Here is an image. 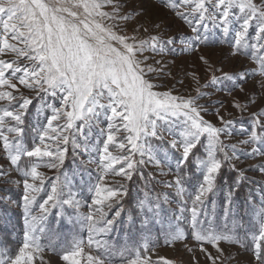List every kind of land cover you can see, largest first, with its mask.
<instances>
[{
	"label": "snow or ice",
	"instance_id": "1",
	"mask_svg": "<svg viewBox=\"0 0 264 264\" xmlns=\"http://www.w3.org/2000/svg\"><path fill=\"white\" fill-rule=\"evenodd\" d=\"M168 15L186 31L169 34ZM216 50L254 67L225 71L223 59H211ZM0 153L8 163L0 203L15 204L23 224L16 247L0 240V264H47L45 251L63 264H175L149 253L176 243L199 264L189 239L209 264L235 260L222 243L264 264V186L246 175H264V0H0ZM69 156L89 176L83 199L73 191L76 172L66 171ZM225 170L231 183L221 182ZM136 180L143 195L126 208ZM246 183L257 186L246 197L252 215L237 223L234 202ZM13 188L22 190L15 200ZM53 214L86 230L87 243L43 244ZM132 229L139 240L117 242Z\"/></svg>",
	"mask_w": 264,
	"mask_h": 264
},
{
	"label": "rangeland",
	"instance_id": "2",
	"mask_svg": "<svg viewBox=\"0 0 264 264\" xmlns=\"http://www.w3.org/2000/svg\"><path fill=\"white\" fill-rule=\"evenodd\" d=\"M146 7L151 8L150 3H146L145 5ZM167 19L169 21L172 22V28L171 31L169 32V34H171L172 31H186V29L183 28L182 26V22H180L179 20H175L171 15H168ZM226 51V49H225ZM211 59L213 60V62H216L218 60L223 59V57L221 56V53L219 50H216L214 55H212ZM189 63L191 64H196L197 67L200 70V74L202 76V82H203V78H204V73H203V69L202 66H199L198 61L196 60V56L192 55L190 57H188ZM217 66H222L224 68L225 71H236L239 70L242 66H247L249 68L254 67V65L248 61H243V60H233L231 58L228 59H223V64H217ZM251 84L252 82L250 81L249 84L245 85V89L246 91L251 88ZM185 93L187 94V89H185ZM234 96L239 97V99L241 101H243L245 99L244 93H240V92H235L233 93ZM220 99H223L226 106L227 110L229 112H232L234 116H238L239 114L236 113V111L234 109H232L230 107V103H231V99L232 97H228V96H224L223 94H221L219 96ZM222 114H223V110H222ZM210 120H213V122L215 123L216 121L214 120V117H207ZM67 168L66 171L68 172L69 176H72L73 171L76 172V177H75V187L73 188L74 192L80 193L81 199H83L84 196H87V190L85 189L82 193H81V180L83 179L84 181H87L89 179V176L87 174H82L79 172L78 169L75 168V165L73 164V161L71 159V157L69 156L68 160H67ZM250 163H254V161H244L243 163L240 164V167H245L247 164ZM0 165H3L4 167H8V163L5 160L4 156L2 153H0ZM41 171L46 172L49 176H52L53 173L48 171L47 169H41ZM91 178L94 181L95 177L97 176V172L95 170V168L93 167L91 170ZM147 171H155V169L153 168H149L147 169ZM247 177H249V179L253 180V181H258L260 183V185L264 186V175H261L258 172H253V171H248L246 173ZM117 180L119 178H116ZM159 179H166V180H170L171 177H157V180ZM192 183L195 184L196 180L195 178L192 180ZM247 186V192L245 193V196H248L249 193V189L251 188L254 192L256 189V184H245ZM5 188L9 187V186H3ZM141 190L137 189L136 195H135V200L133 202L132 200V206L135 207L137 200L139 197H141L143 195V187L140 188ZM155 189L156 191H168L170 193H172L173 195H175L174 190L172 189H163L162 186L157 183L155 185ZM191 191V189H189ZM242 190V189H241ZM21 189H16L13 188L10 195L12 196V199H18L19 195L21 194ZM127 198H125L126 200ZM222 197H218L217 198V202H216V210L218 213V227L223 228L224 227V219H223V204H222ZM90 202V201H89ZM126 202V201H125ZM4 205V207L2 205H0L1 208H5L6 210H8L10 212V215L13 216V214L11 212H14L16 217L18 218V220H21L20 216V210L15 206V204H8V203H2ZM242 204V209L238 210V206L234 203V208L233 211L237 214L236 216V222H239V217L241 215H244L245 213H247V215L245 216V220L247 221L249 216H251V212L249 210V206L246 204V199H244L243 201H241ZM125 207L127 208V206L125 205ZM176 205L173 204L171 206V208H175ZM88 209L86 207L81 208V212L83 213H87ZM35 214H39V210H38V206H37V210ZM169 215H171V211L169 210ZM14 217V216H13ZM8 221V219H7ZM57 223H59V228L56 227ZM23 225V224H22ZM233 226V222L231 220H229L228 222V227H232ZM250 226V225H249ZM46 227L49 229V232L45 235L44 240L42 241L43 244H48L50 241L54 242L56 244V246L59 247H63L67 244H70L71 240L75 237L77 239H83L85 241V244L87 243V238H88V234L87 231H81L78 227L77 228H73L71 225H69L67 223V220H63V221H58L57 218L55 217V215H50L48 217V221L46 224ZM159 227V225L157 226V228ZM156 235V230H153V237H155ZM5 237V239H9L12 241L11 244L8 245V247L10 248H14L16 247V239L14 238H10L8 236H10L8 233H2V237ZM112 237H116V233L112 234ZM130 237H134L135 239L139 240L140 239V234L136 232L135 229H132L130 233H125L124 231L120 232V237L119 240L117 241L118 243L123 242L124 240H128ZM1 238V236H0ZM188 245L190 247H194L196 248V252H195V257L196 259L199 261V264H209V261L207 260V258L204 256L203 253H201L199 251V246L197 244H195L191 239L188 240ZM209 251H211L213 253V255H216L215 251L213 249H211L210 246L205 245ZM221 247L224 248L225 253L226 254H230L232 256L235 257V260H231L228 261L227 264H237V261H239V264H249V261L252 260V257L250 255L249 252L244 251L243 249H240L238 246H233V245H227V244H221ZM86 251H88V249H85ZM92 254L93 255H98L99 253L96 252V250L93 248L92 250ZM44 260L47 262V264H63L62 261L59 260L58 255H55L49 251H45L43 254ZM149 255H151L153 260H156L159 256H163L165 258L171 259L175 262V264H192V255L187 253L186 249L184 248L182 243H176L175 246H160L157 247L155 249L154 252H150ZM35 264H41L40 260L37 259L35 261Z\"/></svg>",
	"mask_w": 264,
	"mask_h": 264
},
{
	"label": "trees",
	"instance_id": "3",
	"mask_svg": "<svg viewBox=\"0 0 264 264\" xmlns=\"http://www.w3.org/2000/svg\"><path fill=\"white\" fill-rule=\"evenodd\" d=\"M235 178L234 174L229 173L227 170H225L224 176L221 178V182H223L224 179H227L229 183ZM194 179V178H193ZM142 188V183L139 180H136L134 182H131L128 184V196L125 200V205L127 208H131L132 203L135 200L136 190ZM247 192V186L245 185L242 190L240 191L238 197L235 200V204L238 206V210L242 209L241 201L246 199L245 193ZM133 200V202H132ZM4 207L2 203H0ZM13 214L10 215V212L6 210L5 208L0 207V240H4L6 236L2 237V233H8L10 238H14L16 240L20 239V233L22 229V222L18 220L14 212H11ZM8 219V221H7Z\"/></svg>",
	"mask_w": 264,
	"mask_h": 264
}]
</instances>
